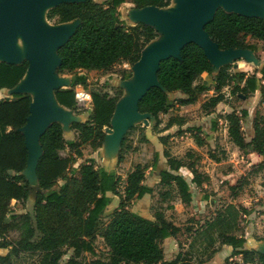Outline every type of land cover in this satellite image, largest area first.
Segmentation results:
<instances>
[{
  "label": "trees",
  "instance_id": "trees-1",
  "mask_svg": "<svg viewBox=\"0 0 264 264\" xmlns=\"http://www.w3.org/2000/svg\"><path fill=\"white\" fill-rule=\"evenodd\" d=\"M170 1L83 0L63 2L50 8L46 13L48 20H54L55 23L74 19L79 21L73 33L56 50L59 57L56 72H108L117 63L134 64L144 46L157 36V31L144 23H138L131 29L125 28L117 7L122 3L133 4L136 8L148 5L165 7ZM204 29L221 49H255L247 38L264 42V18L227 12L221 7L215 10ZM27 66L26 60L18 64L0 61V91L15 87ZM228 69L229 65H223L215 74L217 93L203 103L204 109L213 108L223 100L221 89L235 75L244 81V85L234 87L233 94L254 92L258 82L260 91H263L264 63L256 71L259 77L255 74L247 76L243 71H236L233 75ZM203 72L213 74V67L203 49L195 42L186 43L179 57L170 56L160 61L157 70L159 85L150 87L140 98L139 112L151 114L156 124H159V114L170 108L168 93L180 92L183 95L175 99L179 106L195 103L205 88L204 84L197 83ZM77 85H81L90 96L91 111L86 120L71 122L70 128L75 131L73 140L65 139L62 126L57 121L51 122L40 135L41 154L35 174L37 185L42 191L36 192L32 212H15L12 209V202L26 201L30 191L29 182L21 173L26 167L28 156L21 128L29 114L31 96L12 93L9 97H0V248L8 249L6 254H0V264H9L11 257H17L20 253L37 254V264H204L218 250L216 243L231 247L229 257H240V261H229L227 258L220 264H264L262 252L245 246L243 224L247 222L246 216L250 210L232 202L199 223L187 249L164 260L160 242L175 236L180 228L160 213H156L152 219L128 208L132 200L152 192L150 187L143 184L147 168L143 154L126 174L122 191L117 189L118 180L114 174L96 168L93 159L81 162L76 167L73 165L82 157L83 145L87 144L94 150L102 146L123 89L109 85L87 90L86 77L76 73L70 87L54 92L58 103L72 110L75 115L85 112L88 103L86 99L77 97ZM246 115V110L242 109L241 115L233 110L223 117L227 122L230 140L240 150L251 146L253 152L261 156L253 169L262 174L264 186V119L253 120V135L247 141L241 128V117ZM172 124L182 125L183 121L170 117L164 128ZM186 130L192 131L191 136L197 146L205 144L199 132L200 127H187ZM160 138L164 143L165 138ZM125 139L124 134L117 155L118 163L123 159L121 147ZM66 147H69L71 154L63 156L60 151ZM162 152L168 169L160 170L159 183L175 187L181 200L190 202L189 184L177 173L178 169L187 166L192 173L191 183L196 186H200L207 177H202L192 163L185 165L172 156L166 148ZM157 159L158 156L154 154L153 167ZM59 181L60 184L53 189ZM240 185H229V189L233 192ZM110 193L118 196L119 202L100 231L107 247V257L102 259L96 256L91 261H85L86 252L94 254L93 238L99 228L100 218L111 202ZM257 240L264 242V235ZM197 244L202 248L195 255ZM68 250L71 253L64 259Z\"/></svg>",
  "mask_w": 264,
  "mask_h": 264
},
{
  "label": "rangeland",
  "instance_id": "rangeland-1",
  "mask_svg": "<svg viewBox=\"0 0 264 264\" xmlns=\"http://www.w3.org/2000/svg\"><path fill=\"white\" fill-rule=\"evenodd\" d=\"M95 1L106 2L107 0ZM178 1L171 0L169 5L162 7L163 10L175 12ZM117 9L125 28L131 29L132 26L142 22L141 14L146 9L151 8L138 9L133 4L125 3L119 5ZM47 11L48 8H45L42 14L44 24L48 27L57 26L58 24L54 20L46 18ZM154 27L158 35L151 41L150 45L156 43V41L166 39L169 34L168 30L164 28ZM247 40L255 46V49H248V59L246 57L233 59L229 64L228 71L232 74L236 71H243L247 76L255 74L256 77H259V73L256 71L260 68L259 63L264 61V42L249 38ZM18 44L20 46L19 49ZM15 46L16 56L19 57L17 60L23 59L25 46L22 38L18 35L16 36ZM1 56L2 53L0 51V59ZM76 73L83 74L86 77L87 90L99 86L112 85L117 87V85H120L123 88V94L129 96V88H134L139 84L134 76L133 65L125 63L115 64L108 72L101 70H78L75 73L67 74L54 72V77L65 84L73 79ZM203 80L207 81L208 87L193 104L179 106L175 102L176 94L171 95L169 98L170 108L165 113L159 114V124H156V120L153 117L145 116L144 118L149 122V125H145L144 119L138 117L134 118L132 123L129 122L126 129L123 128L121 130L118 127L120 129L118 131L119 118L113 120L111 128L116 131V134L108 132L107 140H109V145H106L105 150H94L87 144L83 145L81 148L82 157L78 158L76 163L73 164L76 167L81 162L93 159L96 168L114 174L118 180L117 189L122 191L126 174L140 161L141 153L143 154L147 160L143 184L150 187L152 192L142 198L132 200L128 204V208L147 217H152V219H154L156 213H160L166 220L180 228L175 236H170L160 242L163 250V259L171 258L178 251L187 249L192 233L199 223H203L207 218L212 217L217 209L230 202L242 205L250 210L246 216L247 222L243 224L248 247L252 246L251 242H256L258 237L264 235V186H262V174L253 169V165L261 159V156L253 152L251 146L240 150L230 140L227 132V122L223 117L225 113L233 110L241 115L242 109H245L247 115L241 117V128L245 139L249 141L253 135V120L255 118L264 119V88L261 92L260 83L258 82L254 92L233 94L234 87L244 85V81H240L236 75L232 76L228 84L221 89L223 100L213 108L204 109L202 107L203 103L208 100L210 95L217 93V90L215 89L216 83L212 76L202 74L198 78L197 83L200 84ZM75 91L77 97L86 99L88 102L86 105L87 110L81 113L82 119L86 120L91 111L90 96L81 85L75 86ZM227 92L231 96L225 98V93ZM9 96H11L10 91L4 89L0 91V97ZM170 117L181 119L183 124L164 128ZM187 127H200L199 132L205 140V144L197 146L192 139V131L186 130ZM63 129L65 139H71L73 134L75 136V131L69 127V123H64ZM124 134L126 139L121 147L123 159L118 163L116 154L120 152V146L118 145L114 155L111 152V145L115 141L119 143L120 138ZM161 136L165 138V144L162 142ZM163 148H166L172 156L180 159L185 165L192 163L202 177H207L200 186H196L191 183L192 173L187 166H181L178 169L177 173L181 174L189 184L191 200L188 203L181 200L175 187L159 183V171L163 168L168 169L166 158L162 152ZM60 154L66 156L71 154V151L69 147H66L60 151ZM154 154L158 156V159L153 167ZM29 174L31 175L30 172H26L29 182L36 184V179ZM60 182H57L53 189L57 188ZM238 183L241 185L232 192L229 189V185ZM110 196L111 202L101 216L99 228L93 238L94 254L86 252L85 261H91L96 256L102 259L107 257V247L100 236V231L119 202L118 196L111 193ZM32 205L33 199L28 196L24 202H12V209L15 212H32ZM215 245L218 246V250L204 264H220L225 262L227 258L229 261L240 260L238 256L229 257L230 247H225L218 243ZM195 246L196 249L194 251L195 255H197L196 253H199L198 251L202 246L198 244ZM7 251V248H0V254H6ZM70 253L71 250H68L64 259H67ZM37 263V254L20 253L17 257H11L9 264Z\"/></svg>",
  "mask_w": 264,
  "mask_h": 264
},
{
  "label": "water",
  "instance_id": "water-1",
  "mask_svg": "<svg viewBox=\"0 0 264 264\" xmlns=\"http://www.w3.org/2000/svg\"><path fill=\"white\" fill-rule=\"evenodd\" d=\"M77 1L83 0H0V51L7 53V58L0 59V61L18 64L26 60L28 63L26 72L18 84L12 89L4 90L10 91V94L26 93L31 96L29 114L26 117L24 126L21 128L28 152L26 167L21 173L27 179L26 169L31 166L33 175H29L36 179V184H31L27 180L30 188L28 196H31L33 202L36 192L42 191L37 185L35 174V167L41 154L40 135L54 121L61 124L62 131H64V123H69L70 127L73 121H84L81 114L75 115L72 110L61 106L56 100L54 93L56 89L67 87L71 83L70 80L63 84L60 79L54 77V72L57 73L56 68L59 64L56 50L73 33L79 21L74 19L57 23L58 25L54 27H48L42 19L45 8L49 10L63 2ZM218 7L227 12L264 18V0H179L175 12H169L163 10L162 7L153 5L138 8H151L146 9L141 14L142 22L140 23L150 25L155 30L154 26H159L168 30L169 34L166 39L156 41V43L151 45L150 43L154 38L150 40L141 51L139 59L132 64L134 76L139 84L134 88H129V96L123 94L118 100L110 120V127L113 120L118 118L119 125L117 130L120 131V129H126L128 123H132L134 118L141 117V119L147 120L144 118L145 116L153 117L149 113L139 112L138 101L150 87L159 85L157 70L159 69L160 61L170 56L179 57L181 48L188 42H195L203 49L206 58L213 67L214 75L221 66L229 65L233 59L240 57L249 58L247 48L221 49L205 31L204 25L212 19ZM17 35L22 38L25 46L24 57L20 60H17L19 57L16 56L15 50ZM259 64L261 67L263 63ZM234 66L237 67L236 64ZM117 87L122 88L120 85H117ZM30 90H36L37 92L32 94ZM170 96L171 93H168L169 98ZM53 103H56L57 106L53 105ZM113 133L114 135L116 134L114 129ZM107 139L108 134L106 132L101 146L102 150L106 148ZM120 141L119 143L116 141L112 142L111 152L114 155L118 145L120 146ZM256 242L264 245L261 240ZM245 246L264 254V251L256 246L248 247L246 244Z\"/></svg>",
  "mask_w": 264,
  "mask_h": 264
},
{
  "label": "crops",
  "instance_id": "crops-1",
  "mask_svg": "<svg viewBox=\"0 0 264 264\" xmlns=\"http://www.w3.org/2000/svg\"><path fill=\"white\" fill-rule=\"evenodd\" d=\"M122 4H125V3H122ZM263 63H264V61H263ZM260 69V68H259ZM202 74H207L206 72H203ZM201 74V75H202ZM200 75V76H201ZM207 75H209V74H207ZM210 76H212L213 78H214V74H211ZM200 84H204L205 85V88L199 93V95H198V99H199V96L201 95V93L204 91V90H206L207 89V87H208V83H207V81L206 80H203V81H201V83ZM67 87H70V85L69 86H67ZM67 87H63V88H67ZM175 95L176 94V97H182L183 95L180 93V92H174V93H171V95ZM212 95H214V94H212ZM212 95H210V96H212ZM197 99V100H198ZM172 125H177V124H172ZM171 125V126H172ZM171 126H169L168 128H170ZM64 133V132H63ZM75 138V136H74V134H73V137L71 138V139H67V140H73ZM101 148L102 147H99L98 149H100L101 150ZM164 169V168H163ZM163 169H161V170H163ZM160 172V171H159ZM159 178H160V176H159ZM146 195V194H145ZM142 197H144V196H142ZM141 197V198H142ZM109 206V205H108ZM107 208V207H106ZM116 208V207H115ZM106 210V209H105ZM133 212H135V213H137V214H139V215H141V216H144V217H147V216H145L144 214H142V213H140V212H136V211H133ZM147 218H150V217H147ZM152 218V217H151ZM167 238H169V237H167ZM167 238H165V239H167ZM252 246H256L258 249H260V250H263L264 251V245L263 244H261V243H259V242H251L250 243ZM225 247H230L229 245H224ZM230 251H231V247H230ZM229 255H230V253H229ZM167 259H169V258H164V260H167ZM239 259H240V257H239ZM238 261H240V260H238Z\"/></svg>",
  "mask_w": 264,
  "mask_h": 264
},
{
  "label": "bare ground",
  "instance_id": "bare-ground-1",
  "mask_svg": "<svg viewBox=\"0 0 264 264\" xmlns=\"http://www.w3.org/2000/svg\"><path fill=\"white\" fill-rule=\"evenodd\" d=\"M18 46H19V44H18ZM20 48V46L18 47V49ZM1 53H2V56H1V59H6L7 57V53L6 52H4V51H1ZM27 77V76H26ZM30 92L32 93V94H36V90H30ZM53 105H56L57 106V104L56 103H53ZM144 122V124L145 125H149V122H148V120H144L143 121ZM108 132H110V133H113V129L112 128H110L109 130H107V134H108ZM109 136V135H108ZM108 143H109V140H108V142L106 143V145H108ZM26 171L27 172H30L31 173V175H33V172H32V168H31V166H29L27 169H26Z\"/></svg>",
  "mask_w": 264,
  "mask_h": 264
},
{
  "label": "built area",
  "instance_id": "built-area-1",
  "mask_svg": "<svg viewBox=\"0 0 264 264\" xmlns=\"http://www.w3.org/2000/svg\"><path fill=\"white\" fill-rule=\"evenodd\" d=\"M227 89V88H226ZM231 95H230V93L229 92H227V93H225V98H228V97H230ZM78 98H80V97H78Z\"/></svg>",
  "mask_w": 264,
  "mask_h": 264
}]
</instances>
